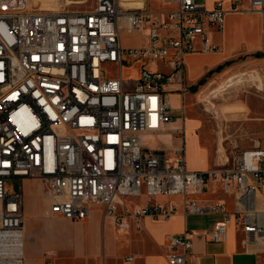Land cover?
I'll return each instance as SVG.
<instances>
[{
    "label": "built area",
    "instance_id": "built-area-1",
    "mask_svg": "<svg viewBox=\"0 0 264 264\" xmlns=\"http://www.w3.org/2000/svg\"><path fill=\"white\" fill-rule=\"evenodd\" d=\"M173 1L175 9L154 11L120 0H95L87 10L0 0V264H24V178L43 184L50 216L82 219L98 203L122 230L142 229L145 216L168 218L178 209L155 196L180 194L186 214L223 213L211 240H225L234 223L248 244L264 245V146L236 151L227 166L191 170L184 144L170 157L144 143L174 119L170 84L180 85L184 112L185 55L218 50L213 32L225 25L224 0L212 9ZM250 1L264 14V0ZM136 32L145 42L124 45L122 34ZM210 181L232 196L231 209L190 196ZM144 193L145 205L128 203ZM192 246V231L172 235L169 263L199 264ZM47 254L45 264H53L55 252Z\"/></svg>",
    "mask_w": 264,
    "mask_h": 264
},
{
    "label": "crops",
    "instance_id": "crops-1",
    "mask_svg": "<svg viewBox=\"0 0 264 264\" xmlns=\"http://www.w3.org/2000/svg\"><path fill=\"white\" fill-rule=\"evenodd\" d=\"M129 9L146 7L154 11H168L175 9L177 3L173 0H120ZM218 0H196L207 9H212ZM74 2L66 0L64 3ZM91 2L89 5H83ZM95 0L75 1L66 7L87 10L93 7ZM63 5V4H62ZM61 5V6H62ZM60 6V5H59ZM58 6V7H59ZM54 7V5H53ZM65 7V6H64ZM224 7L227 10L225 25L222 31H214L213 36L219 42L220 48L215 51H196L185 55L186 72L185 85L187 92L184 98V112L182 107V94L178 84H170L172 88L171 99L174 111V119L169 122L165 129L148 132L143 136L145 145L154 149L166 150L170 157L174 150L184 144L186 152L187 167L191 170H207L214 167L227 166L231 163L234 152L228 153L223 148L209 145L211 138L201 132L203 120L192 115L187 116L189 104L186 102L197 89L200 80L206 78L208 73L214 70H221L222 77L254 64L255 59H240L242 56L251 57L264 50V14L259 10L251 9L250 0H224ZM123 43L126 46H140L145 39L140 33L132 35L122 34ZM231 61L229 64H224ZM141 62L139 60L131 63L134 74L138 72ZM159 66L152 64V68ZM191 70V73H190ZM219 73V72H218ZM189 102V101H188ZM250 107L249 98L238 102ZM181 112V114H177ZM187 138V147H186ZM27 190V201L23 204L24 213V264H45V253L50 251H64L75 257V260L91 259L93 264H170L168 261L169 240L174 234L183 232L185 229L192 231L193 256L199 264H264V245H250L245 241L240 227L234 223L227 228L226 238L223 241H214L209 238V233L215 224L223 219V213L205 210L198 213L183 211L182 195H157L156 201H170L177 205V211L168 218L155 219L145 216L142 220V229L122 230L113 218H104V206L98 203L90 205L89 214L82 219L70 220L61 215H48L50 201L47 199L39 204L35 192L31 190V182L43 184L32 178H24ZM264 204V185L261 189ZM146 200L138 203L137 200L128 199L132 207L145 205L149 197L145 194ZM190 196L198 199L202 206H209L224 202L227 208L233 207V199L229 194L222 191L218 181H210L206 189ZM48 219L50 224H57L56 232L58 245L56 249L41 246L37 249H30L28 241L33 228L40 231L44 228L52 232V225L45 226L40 218ZM93 222L97 236L96 246L93 250L82 248L76 249L71 240L70 231L74 225H84L86 222ZM108 225L126 236V250L122 255L111 252L109 244L102 245V230ZM44 226V227H43ZM71 240V241H70ZM132 256V259H128Z\"/></svg>",
    "mask_w": 264,
    "mask_h": 264
},
{
    "label": "rangeland",
    "instance_id": "rangeland-1",
    "mask_svg": "<svg viewBox=\"0 0 264 264\" xmlns=\"http://www.w3.org/2000/svg\"><path fill=\"white\" fill-rule=\"evenodd\" d=\"M53 3L54 7L60 5L67 6L70 3ZM50 0H43L46 5ZM86 2L83 5H89ZM50 6V3L49 5ZM255 59L254 64H249L241 70L232 72L222 77L221 70H214L208 73L205 79L200 80L196 86L197 89L192 93L190 99L186 102L191 108L188 109L187 116L192 115L203 120L201 132L211 138L209 145L224 147L228 153L252 148L256 144L264 146V86L259 85L260 77L264 78V50L253 54L251 57L240 59ZM107 70L114 73L113 64H107ZM122 72L127 75L131 72L129 67H124ZM219 72V73H218ZM191 73V70H190ZM249 98L250 107L238 103ZM189 101V102H188ZM193 111V112H192ZM181 114V112H177ZM187 147V138H186ZM31 190L39 204L43 203L46 197V190L41 188L40 184L31 182ZM13 187V186H12ZM14 188L17 186L14 185ZM263 198V196L261 195ZM26 183L23 181V202L27 201ZM146 200L145 193L137 198L138 203ZM50 201V200H49ZM23 203V204H24ZM263 206V205H262ZM40 222L45 226L52 225V232L41 228L40 231L33 228L28 246L30 249H37L41 246L56 249L58 245L57 224H50L48 219L40 218ZM44 227V226H43ZM70 237L76 249L86 248L93 250L96 246L97 236L93 222H86L82 225H74L70 231ZM70 240V241H71ZM126 236L116 231L112 225H108L102 230V245L109 244L111 252L122 255L125 247ZM105 247V251H106ZM51 256L53 264H93L91 259L75 260V257L64 251H54ZM48 253V252H47ZM45 253V259L49 254ZM102 257L100 258V264Z\"/></svg>",
    "mask_w": 264,
    "mask_h": 264
},
{
    "label": "bare ground",
    "instance_id": "bare-ground-1",
    "mask_svg": "<svg viewBox=\"0 0 264 264\" xmlns=\"http://www.w3.org/2000/svg\"><path fill=\"white\" fill-rule=\"evenodd\" d=\"M65 1L66 0H61L60 2H63L64 3ZM55 2H58V0H50V2H48L46 5H43V6H45V7H51V8H60V6L59 7H53L52 4L55 3ZM49 3H50V6H47V5H49ZM259 85L264 86V78L260 77V83H259Z\"/></svg>",
    "mask_w": 264,
    "mask_h": 264
},
{
    "label": "trees",
    "instance_id": "trees-1",
    "mask_svg": "<svg viewBox=\"0 0 264 264\" xmlns=\"http://www.w3.org/2000/svg\"><path fill=\"white\" fill-rule=\"evenodd\" d=\"M260 53V52H259ZM231 61H226L224 64L220 65L219 68H221L223 65L229 64Z\"/></svg>",
    "mask_w": 264,
    "mask_h": 264
},
{
    "label": "water",
    "instance_id": "water-1",
    "mask_svg": "<svg viewBox=\"0 0 264 264\" xmlns=\"http://www.w3.org/2000/svg\"><path fill=\"white\" fill-rule=\"evenodd\" d=\"M196 87H194V89H195ZM256 145H260V144H256Z\"/></svg>",
    "mask_w": 264,
    "mask_h": 264
}]
</instances>
